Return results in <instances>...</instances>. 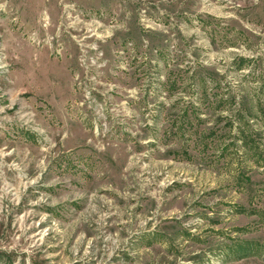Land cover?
Instances as JSON below:
<instances>
[{
	"label": "rangeland",
	"instance_id": "1",
	"mask_svg": "<svg viewBox=\"0 0 264 264\" xmlns=\"http://www.w3.org/2000/svg\"><path fill=\"white\" fill-rule=\"evenodd\" d=\"M0 264H264V0H0Z\"/></svg>",
	"mask_w": 264,
	"mask_h": 264
},
{
	"label": "trees",
	"instance_id": "2",
	"mask_svg": "<svg viewBox=\"0 0 264 264\" xmlns=\"http://www.w3.org/2000/svg\"><path fill=\"white\" fill-rule=\"evenodd\" d=\"M238 251H239V257L243 258L245 256H248L249 254H251L252 249L251 247H238Z\"/></svg>",
	"mask_w": 264,
	"mask_h": 264
}]
</instances>
